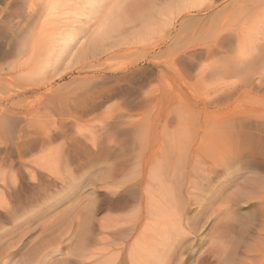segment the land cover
Returning a JSON list of instances; mask_svg holds the SVG:
<instances>
[{
	"label": "rangeland",
	"instance_id": "obj_1",
	"mask_svg": "<svg viewBox=\"0 0 264 264\" xmlns=\"http://www.w3.org/2000/svg\"><path fill=\"white\" fill-rule=\"evenodd\" d=\"M130 1L100 51L60 75L45 52L85 15L0 0V264H129L147 221L143 194L158 180L178 184L175 198L166 188L165 216L185 242L170 264H264V8L219 0L209 20L193 12L200 22L145 28ZM223 38L232 44L220 47ZM241 40L251 45L243 56ZM229 47L219 72L221 52L207 50ZM229 89L240 94L233 105ZM230 143L244 156L227 169L217 161ZM86 202L95 212L84 225Z\"/></svg>",
	"mask_w": 264,
	"mask_h": 264
},
{
	"label": "bare ground",
	"instance_id": "obj_2",
	"mask_svg": "<svg viewBox=\"0 0 264 264\" xmlns=\"http://www.w3.org/2000/svg\"><path fill=\"white\" fill-rule=\"evenodd\" d=\"M135 1H136V7L141 12V13L138 12L141 15L140 17H137L138 21H140L142 23V26H146L145 28H151L153 26L160 24V22H163L164 20H166V21L171 20L173 22V21H176L177 19H180V20L182 19L183 21L188 22V23H190V22L198 23V22H200V20L199 19L197 20L195 17H192L191 14L193 12L200 13L202 11H208V10L211 11L212 9L216 8V4H217L216 2L219 0H135ZM43 2H44V5L46 6V8H48L50 11H58V12L59 11H61V12L66 11V12H63L66 14H68V11H73V13H75V14H78V15L84 14L85 15L84 20L78 21L80 23V26L78 28H74L71 24V26H69V28L67 30L62 31L63 32L62 34H58L59 35L58 37H54L55 42L50 46V48L51 47L52 48L51 49L49 48L50 50H48L49 52L47 51L48 53L45 52V54L46 55L48 54L47 56L50 58L48 59L47 56L44 55V56H46L45 60L48 59V61L47 60L44 61V64H46V66L49 64V66L52 68L51 69L52 73H55V74L60 73V75H61V72L64 71L63 68L66 69L67 67H71V66L75 65L72 63V61H78V60L80 61L81 59H79V58H85L88 55H93L95 51H97V52L100 51V47H102L103 41L107 35V33H106L108 30L107 28L110 26H113L115 24L121 23L120 18L123 16L122 12H125L124 10L127 8V6L131 5L130 3L133 1H130V0H43ZM235 2H237V0H235ZM238 2H239V0H238ZM134 5H135V3H134ZM229 6H232V5H229ZM225 8H227V5ZM241 8L242 9L243 8L244 9L264 8V0H256L251 4L241 6ZM228 9H229V7H228ZM130 10H132V9H130ZM135 10H136V12H133V14L137 13V9H135ZM214 10H213V12H214ZM209 13L206 14L209 17L208 20L210 19V17L213 16L212 14H215V13H210V14ZM120 14H121V16H120ZM128 18H129V16H128ZM132 18H133V16H132ZM197 18H198V16H197ZM69 19H72V18L69 17ZM94 20L96 21L97 26L94 25L96 28L95 29L93 28V30H89L88 25H90L91 22H93ZM208 20H207V22H209ZM230 42L231 41H229L228 39L223 38L220 41V47L226 46V45H231L232 43L230 44ZM249 45H250V42L247 44L245 41H242V40L238 41V44H236L238 54L243 56L244 51H246V49ZM218 49H219V46H218ZM262 49L264 50V45L262 46ZM213 50H214V48H213ZM233 50H234L233 47H231V48L229 47V49H227L226 51H222V50L212 51V48H211V50L208 49L207 52L209 53L210 56L213 54L215 55V53H217L218 51L221 52L222 56H221L219 62H221L222 68H219L218 71L220 72V69H221V72H224V70H225L224 65H227L228 62H230L232 60V59H229V54L231 52H233ZM50 76L53 77L52 75H50ZM51 79H49V80H51ZM253 90H254V88L252 86H250V88H246L243 92H246L247 95H249V94L253 93ZM220 94H221V92L219 93V95ZM239 95H238V91L230 90V89H229V91L223 93V96L225 98H227V103L229 104L232 102V105L239 101V99H238ZM263 100L264 99H262L260 102H262ZM215 101L217 102L219 100H215ZM228 104H226V105H228ZM233 111L237 112V110L235 108H233ZM227 113H229V112H227ZM236 114H238V113H236ZM240 114L247 116V117L250 116V113H248L247 111L246 112L240 111ZM47 137H48L47 139H49L51 136L50 137L47 136ZM227 140H229V139H227ZM43 141H46V140H43ZM47 141H49V140H47ZM50 142H51V139H50ZM230 144L228 146H224L225 148L220 153V155H219L220 157H218V158H220V160L217 161V163H218L217 165H221L222 167L227 166L226 167L227 169H228V164H230L228 162L229 160L236 164V162L241 161L240 157L244 156L243 155L244 153L241 152V150H239L240 148H239V145L237 146V143L234 146H233L234 142H233V144L232 143H230ZM42 147H44V146H42ZM43 151H44V149H43ZM43 151H40V152H43ZM45 151H46V149H45ZM49 155H47V156H49ZM50 156H52V155H50ZM56 156H57V154L55 155V158H56ZM233 157L235 159H233ZM45 160H47V158ZM41 162H42V160H41ZM43 162H44V160H43ZM39 164H40V162H39ZM168 164H172V163H168ZM235 164H232V165H235ZM41 165H42V163H41ZM173 165L174 164H172V166ZM45 167H47V166H45ZM235 172L234 173L232 172L233 173L232 176L235 175ZM107 173H108V170L103 171V174L106 175ZM156 173H157V176L160 175V174H158V172H156ZM162 173H164V172H162ZM229 174H231V173H228V175ZM240 174H241V172H240ZM153 176H152L153 180H155V181L158 180V179H155V177H153ZM171 178H173V177H171ZM228 178H231V177H228ZM163 180H164V178H163ZM79 182L81 183V181H79ZM158 183H159V180H158ZM158 183H156L158 186H156V185L153 186V187L156 186L157 188L159 187L158 189L155 188L154 190H152L153 187H152V189L148 187L147 191L143 194L144 199L146 201L147 210H148V215L146 217L147 221H146L144 227L142 228L143 231L141 232V234L139 236H137V241L134 244L132 243L133 245H131L130 250H128L129 251V255H128L129 256V258H128L129 264H170L171 261L173 260L174 255L176 257V254H178L177 249H179L181 244H183L185 242V241L183 242V239H184V232L183 231H184V229H178L177 226L180 225L178 223H177L178 225H176V223H172V224H174V226L176 225V227L172 226V224L168 225L171 222H175V220H173L174 218L171 217L170 215L169 216L167 215L168 217L173 218L172 219L173 221L171 220V222L169 221L170 223L168 222V224H167L168 218H167V216H165L167 214V211H168L167 209L169 207H171V206H168V208H167L168 204H165V201L168 203V200L171 197L169 196L168 200H166L167 196L169 194H171L172 191H170V190L171 189L173 190V188H171V187H174L175 185L174 186L170 185L171 186L170 187L169 185H167L168 182H166L165 187H164V185H162V186L160 185L161 186L160 187L159 184H161V183H159V184ZM163 183H164V181H163ZM50 184H51V181L49 182V185ZM70 184H68V185L70 186ZM169 184H171V183H169ZM71 185H73V181H72ZM168 186L170 189L168 188ZM76 187L78 188L79 186H76ZM166 188L169 190H167ZM73 189H74V187H73ZM73 189L70 188L67 191L71 190L73 192ZM159 189H161V190H159ZM176 189L178 190V188H176ZM166 190H167V192L170 191L167 196H166V194H167ZM63 192H65V191H63ZM82 192H83V190H82ZM174 192H176V191H174ZM174 192H172V194H171L172 196H173ZM260 192H262V191H260ZM60 194L63 195V193H60ZM61 195H60V197H61ZM179 195L176 198H178ZM234 195H235V193H234ZM258 200L260 201V204L264 205L263 194H260V196L258 197ZM112 201H114V200H112ZM50 202H48V203H50ZM173 202H174L173 204L175 205V202H178V201L174 200ZM87 203H91V202H86V204ZM199 203H200V205L202 204L201 202H199ZM176 204H178V203H176ZM180 204L185 205L184 203H180ZM93 206H94V204H93ZM93 206L91 204H87V205H85L84 208L81 207V209L83 208L82 210L80 209L82 215L84 216V225L87 224L89 217L91 215H93V213L95 212V210H93V208H92ZM173 209H174V207L170 208V211ZM168 213H170V212H168ZM178 214L179 213H177V216H179V215L181 216V214H179V215ZM174 215L175 214H173V216ZM181 219H182V217L180 219L178 218V221ZM181 225H180V228H182ZM61 227H63V225ZM197 227H198V225H197ZM86 242H87V237H84V239L82 238L78 243L79 248L77 249V252H79L80 258H84L85 255H87L88 249H86V247H85ZM180 256H182V255H180ZM181 258H180V260H182ZM108 259H110V258H108ZM11 260L12 259H6V261H9L10 263L4 261L2 264H11V262H12ZM107 262H108V260H107ZM110 263H112V262H110ZM12 264H14V263H12ZM38 264H40V262Z\"/></svg>",
	"mask_w": 264,
	"mask_h": 264
}]
</instances>
